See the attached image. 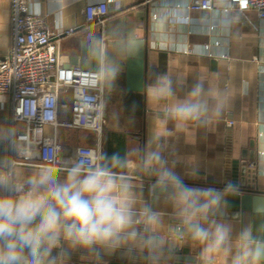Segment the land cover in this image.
Wrapping results in <instances>:
<instances>
[{
	"label": "crops",
	"instance_id": "0c3cea01",
	"mask_svg": "<svg viewBox=\"0 0 264 264\" xmlns=\"http://www.w3.org/2000/svg\"><path fill=\"white\" fill-rule=\"evenodd\" d=\"M195 0H29L30 7L48 16L52 32L74 29L62 38L61 54L67 64L82 65L103 73L106 87V126L101 141L94 133L82 130L62 131L61 142L71 152L76 145L103 148L105 134L124 136L128 167L123 177L134 187L143 202L159 214L156 235L165 240L180 225L191 241L190 251L198 264H204L206 247L191 239L187 226L176 216L166 196L152 203L147 193L148 179L155 178L132 161L146 152H158L166 166L190 187L209 188L210 184L230 183L232 168L239 161L253 163L255 189L264 192V21L254 11L225 12L231 0H212L213 8L201 14L188 9ZM107 2L108 19L104 27L86 22L89 3ZM12 0H0V58H5L12 44ZM209 46L208 51L204 49ZM144 55L141 91L134 64ZM190 50V51H189ZM130 64V66H129ZM129 68V69H128ZM160 74L171 80L174 95L157 100L150 86ZM204 79L228 97V107L208 126L190 124L177 127L174 120L163 123L165 110L183 99L191 86ZM106 100L112 102L107 103ZM9 97H0V172L10 167ZM50 134L51 129L47 128ZM35 167H17V174L27 175ZM225 208L201 221L211 229L217 223L228 226L230 251H210L212 264H232L241 233L239 220L221 217ZM143 225H138L141 232ZM140 250V249H134ZM77 253V254H76ZM69 264H93L92 257L74 252Z\"/></svg>",
	"mask_w": 264,
	"mask_h": 264
},
{
	"label": "clouds",
	"instance_id": "9594fccd",
	"mask_svg": "<svg viewBox=\"0 0 264 264\" xmlns=\"http://www.w3.org/2000/svg\"><path fill=\"white\" fill-rule=\"evenodd\" d=\"M157 100L174 95L167 74H160L150 86ZM228 97L213 85L198 79L183 99L164 112L181 128L190 124L208 126L228 107ZM9 132L0 133L7 136ZM142 171L154 175V187L164 193L177 218L188 228L191 239L203 243L204 264H212L210 251H230L231 229L217 223L202 226L210 213L226 207L223 190L190 187L166 166L158 152H146L132 161ZM264 163V149L261 150ZM129 160L91 151H78L66 164L48 159L31 173L0 172V264H69L73 252L97 260L117 251L147 250L154 255L162 243L156 235L159 214L148 207L122 172ZM138 225L144 226L141 232ZM251 232L238 236V251L232 264H264V250L252 247Z\"/></svg>",
	"mask_w": 264,
	"mask_h": 264
},
{
	"label": "built area",
	"instance_id": "2783aa9c",
	"mask_svg": "<svg viewBox=\"0 0 264 264\" xmlns=\"http://www.w3.org/2000/svg\"><path fill=\"white\" fill-rule=\"evenodd\" d=\"M11 7L12 44L7 56L0 58V97L11 101L10 167L37 168L48 159L66 164L78 151L102 156L100 143L97 147L76 145L69 152L61 137L62 129L82 130L101 141L106 124L103 73L65 62L62 38L72 35L74 29L52 32L47 14L34 11L29 0H12ZM212 8V0L188 5L197 14ZM86 9L88 24L105 26L107 2L89 3ZM224 10L254 11L264 21V0H231ZM204 49L208 51L209 46Z\"/></svg>",
	"mask_w": 264,
	"mask_h": 264
},
{
	"label": "water",
	"instance_id": "95a60500",
	"mask_svg": "<svg viewBox=\"0 0 264 264\" xmlns=\"http://www.w3.org/2000/svg\"><path fill=\"white\" fill-rule=\"evenodd\" d=\"M145 49L135 57L134 61L130 62L134 64L132 73L139 80L135 88L129 87L130 90L141 91L143 89L141 78L144 74ZM235 163L230 183L210 184L208 187L223 190L228 185L233 186V193L225 197V213L220 216L239 220L241 231L248 229L251 232L252 247L256 250H264V192L255 189V172L249 168L248 163L246 161ZM154 179H148L150 185L147 187V193L152 203H155L157 198L166 196L154 187ZM214 214L210 213L211 216L217 217ZM190 243V239L183 235V228L180 225L174 232L166 235L165 240L151 257L147 250L143 252L133 250L131 253L117 251L110 255H104L100 260L93 258V264H198L197 257L191 254ZM72 255H75L74 252L70 257Z\"/></svg>",
	"mask_w": 264,
	"mask_h": 264
},
{
	"label": "trees",
	"instance_id": "16d2710c",
	"mask_svg": "<svg viewBox=\"0 0 264 264\" xmlns=\"http://www.w3.org/2000/svg\"><path fill=\"white\" fill-rule=\"evenodd\" d=\"M103 148H102V156L107 155L109 157L113 155H119L122 158H125V140L124 136L111 132L105 134L103 138ZM124 171V170H123Z\"/></svg>",
	"mask_w": 264,
	"mask_h": 264
},
{
	"label": "rangeland",
	"instance_id": "374dc122",
	"mask_svg": "<svg viewBox=\"0 0 264 264\" xmlns=\"http://www.w3.org/2000/svg\"><path fill=\"white\" fill-rule=\"evenodd\" d=\"M106 102L107 103H112V102H110V101H108V100H106ZM107 113H109L110 114V111L108 112V111H106V115H107ZM106 126V125H105ZM105 126H104V128H105ZM64 130H66V129H62V131H64Z\"/></svg>",
	"mask_w": 264,
	"mask_h": 264
}]
</instances>
